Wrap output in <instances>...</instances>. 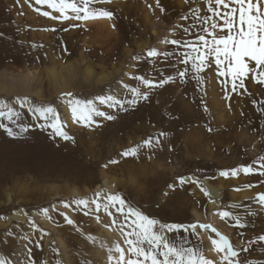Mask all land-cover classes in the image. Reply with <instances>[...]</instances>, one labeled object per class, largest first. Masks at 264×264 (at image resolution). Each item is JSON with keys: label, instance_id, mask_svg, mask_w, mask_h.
Masks as SVG:
<instances>
[{"label": "rangeland", "instance_id": "obj_1", "mask_svg": "<svg viewBox=\"0 0 264 264\" xmlns=\"http://www.w3.org/2000/svg\"><path fill=\"white\" fill-rule=\"evenodd\" d=\"M93 7L106 8L114 16L52 19L43 12L59 13L46 4L0 0V100L20 113L17 123L32 125L18 136L0 129V257L6 264H30L31 249L32 259L47 264H115L109 256L119 254L109 249L117 242L126 254L128 249L120 228L123 216L113 210V224L103 209L97 213L91 204L84 209L72 202L91 201L96 193L102 198L119 193L126 207L161 224L212 225L241 250L242 264H264V241H257L264 235V206L257 203V194L264 193V176L219 175L264 157V84L249 73L244 87L233 92L230 83H223L228 78L218 75L213 57L198 73L180 63L185 53L196 55L184 45H201L198 36L211 41L213 32L227 35V29L211 27L213 21H223L209 12L207 0H100ZM149 49L169 55L148 57ZM186 67L185 78L176 76ZM169 75L175 79L161 87L146 88L137 79L159 81ZM130 88L148 92V99L134 106L125 103L123 109L96 101L115 118L94 117L91 126L75 122L68 98H62L71 93L81 100L112 95L128 101L134 98ZM24 97V104L18 102ZM31 105L53 106L71 139L55 135L51 127H38L52 119L39 118L29 110ZM0 122L15 130L11 122ZM161 132L167 135L159 137V147L122 155ZM132 168L146 172L128 170ZM192 176L205 178L217 198L196 191ZM248 184L253 186L245 187ZM65 202L72 206L65 207ZM225 205L251 209V215L243 207L227 209L241 215L245 227H235L217 214ZM43 208L49 212L44 214ZM65 213L73 224L65 222ZM196 232L199 239L189 234L191 245L202 247L214 264H228L211 243L216 234L210 229Z\"/></svg>", "mask_w": 264, "mask_h": 264}, {"label": "snow or ice", "instance_id": "obj_2", "mask_svg": "<svg viewBox=\"0 0 264 264\" xmlns=\"http://www.w3.org/2000/svg\"><path fill=\"white\" fill-rule=\"evenodd\" d=\"M100 0H35L36 4H46L50 8L55 9L59 15L53 16L50 12L45 11L43 15L51 16L52 19H76V20H88L98 18L111 19L114 13L106 8L93 7V5L99 3ZM110 2V0H109ZM158 2V0H157ZM208 10L216 17H219L223 21L222 24H218L213 21L211 24L212 29L219 28L221 31L227 29V35L217 37L213 32L212 40L209 41L204 35H200L197 39L202 42L201 45L185 44L187 48H191L196 55H189L187 53L181 58L180 63L184 65H190L191 70L195 72H202L206 65L208 57H213L215 64L218 66V75L221 77H227L223 83L231 85V91L235 92L237 87H244V80L248 77L249 73H252V79L257 83L264 84V0H207ZM215 5V7H213ZM223 9V11H221ZM39 11V9H37ZM69 11L72 15H69ZM207 23V20H211L209 16L207 20L204 17L200 18ZM54 31V29H53ZM208 31L207 28L204 29ZM171 44H179L180 41L172 40ZM38 47V46H34ZM203 48V50H202ZM148 57H156L158 55H169L168 53H160L156 49H149L147 51ZM250 63H254V67H249ZM189 68L178 71L176 76L183 79L188 75ZM137 79L146 87H161L172 80L175 77L169 75L159 81L147 79L143 76H138ZM199 79V78H198ZM127 87V86H126ZM133 99L128 101L120 100L112 95L97 96L94 100H81L72 97L71 93L62 94V98H68L67 103L70 107L73 119L75 122L83 123L85 126H91L96 123L94 117H105L108 120H112L115 117L107 114L105 111L100 110L96 101L99 104L107 105L109 108L119 107L124 108L125 103L130 106H134L139 100H147L148 92H141L139 88H130ZM225 96L228 98L229 93L225 91ZM28 100L27 97L18 98V102L24 104ZM29 110L38 115L39 118L47 121L50 116L52 122L48 125L39 124L38 127L44 128L45 126L51 127L55 130V135L62 137L65 140L71 139V137L63 130V126L56 118L55 109L53 106L48 105H31ZM264 111V109H261ZM20 113L16 111L9 104L0 100V118L4 121L11 122L15 125L9 126L6 122H0V129H3L9 136H18L27 132L32 125H24L17 123ZM16 117V119H14ZM167 135L161 132L159 136L148 137L141 144L135 145L122 152L123 156H134L142 148H153L160 146L159 137ZM264 157L259 158L258 161H254L252 164L240 165L232 169H224L219 172L220 176L228 178L229 176H237L241 172L245 175L259 174L264 176ZM116 161H112L115 163ZM256 165V166H254ZM180 183L185 182L184 177L179 178ZM199 184V181H196ZM248 184L245 187H252ZM239 191V189H236ZM201 191L208 194L207 189L201 187ZM95 199L89 201L88 199L74 200L72 203L87 209L91 204L95 212H100L101 209L109 217H113V210L123 216V223L120 224L122 234L124 236V242L128 245L127 254L121 245L117 242L113 248L109 249V252L115 251L118 256H109V261H115V264H214V262L208 259L202 250V247H195L191 245L189 234L196 236L199 239V234L196 232L197 228L207 230L216 234V239L210 237L214 250L222 253V260L228 261V264H242L240 260V251L232 245L229 238L221 234L215 227L209 224H200L194 222L191 224H161L159 221L148 217L140 210L131 206H127L126 200L119 193H110L103 196L101 193L95 194ZM257 203L264 206V193L257 194ZM65 207H71L69 203H64ZM241 208L251 215V209L248 206L242 205H225L224 210L218 211V215L223 218H229L234 222V226L243 228L246 225L242 222L243 217L237 212H233L227 209ZM56 210V209H53ZM41 211L44 214L49 212L48 208H43ZM87 215L88 213L85 212ZM64 215L65 222L67 224H73L74 221L70 219L67 214ZM100 219L99 216L96 217ZM112 223L116 224L117 221L113 217ZM157 228L160 231H157ZM127 229V230H126ZM180 233V235H174L169 238L164 232ZM90 240H94V237L89 236ZM257 241H264V235L257 237ZM40 245L37 244V247ZM245 248L243 251H247ZM30 264H47L46 261H38L31 258ZM0 264H6L4 258L0 257ZM57 264H60L57 261ZM83 264H91L90 261L85 260ZM243 264H250V262L244 261Z\"/></svg>", "mask_w": 264, "mask_h": 264}, {"label": "bare ground", "instance_id": "obj_3", "mask_svg": "<svg viewBox=\"0 0 264 264\" xmlns=\"http://www.w3.org/2000/svg\"><path fill=\"white\" fill-rule=\"evenodd\" d=\"M133 166V165H132ZM139 170L141 171V173L146 172V170H144L143 168H132V169H128V170ZM131 172V171H130ZM191 179L193 181H199V184L196 185L195 190L198 192H202L201 191V187L207 189L208 194L206 196H208L211 200H215V198H217V194L215 189L208 183V181L205 178H199V177H194L192 176ZM203 194H205L204 192H202ZM115 240V239H114ZM113 242V241H112Z\"/></svg>", "mask_w": 264, "mask_h": 264}]
</instances>
